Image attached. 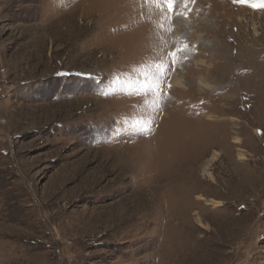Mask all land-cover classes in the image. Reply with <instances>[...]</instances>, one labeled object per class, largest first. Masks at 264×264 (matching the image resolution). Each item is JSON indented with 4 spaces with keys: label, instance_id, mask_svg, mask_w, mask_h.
<instances>
[{
    "label": "rangeland",
    "instance_id": "rangeland-1",
    "mask_svg": "<svg viewBox=\"0 0 264 264\" xmlns=\"http://www.w3.org/2000/svg\"><path fill=\"white\" fill-rule=\"evenodd\" d=\"M0 264H264V0H0Z\"/></svg>",
    "mask_w": 264,
    "mask_h": 264
},
{
    "label": "snow or ice",
    "instance_id": "snow-or-ice-1",
    "mask_svg": "<svg viewBox=\"0 0 264 264\" xmlns=\"http://www.w3.org/2000/svg\"><path fill=\"white\" fill-rule=\"evenodd\" d=\"M162 3L167 6V11L169 13L175 14L177 4L179 3V0H162ZM188 3H195V0H184L185 6H187ZM181 51V49H177L176 52L171 53V57L173 59V62L175 61L176 55ZM170 87V85H169Z\"/></svg>",
    "mask_w": 264,
    "mask_h": 264
},
{
    "label": "built area",
    "instance_id": "built-area-1",
    "mask_svg": "<svg viewBox=\"0 0 264 264\" xmlns=\"http://www.w3.org/2000/svg\"><path fill=\"white\" fill-rule=\"evenodd\" d=\"M253 12H256V11H251V13H253ZM257 31L258 33L260 32V30L259 29H253V31Z\"/></svg>",
    "mask_w": 264,
    "mask_h": 264
},
{
    "label": "bare ground",
    "instance_id": "bare-ground-1",
    "mask_svg": "<svg viewBox=\"0 0 264 264\" xmlns=\"http://www.w3.org/2000/svg\"><path fill=\"white\" fill-rule=\"evenodd\" d=\"M167 128V127H166Z\"/></svg>",
    "mask_w": 264,
    "mask_h": 264
}]
</instances>
